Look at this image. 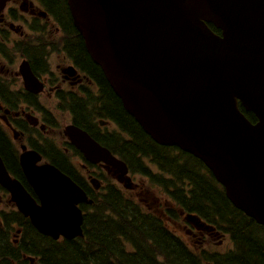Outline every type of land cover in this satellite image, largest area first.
<instances>
[{
	"label": "water",
	"instance_id": "obj_1",
	"mask_svg": "<svg viewBox=\"0 0 264 264\" xmlns=\"http://www.w3.org/2000/svg\"><path fill=\"white\" fill-rule=\"evenodd\" d=\"M66 2L87 52L126 112L155 142L202 161L233 206L264 225V0ZM65 134L88 161L103 162L130 185L126 164L107 148L74 124ZM39 160L35 151L19 158L39 202L1 157L0 185L40 233L82 236L79 204L91 200L54 165H36ZM186 219L205 225L194 214Z\"/></svg>",
	"mask_w": 264,
	"mask_h": 264
},
{
	"label": "trees",
	"instance_id": "obj_2",
	"mask_svg": "<svg viewBox=\"0 0 264 264\" xmlns=\"http://www.w3.org/2000/svg\"><path fill=\"white\" fill-rule=\"evenodd\" d=\"M77 47L84 62L98 72L97 81L105 91L99 114L108 116L130 135L124 150H111L120 155L132 172L147 176L152 190L156 185L170 195H153L154 203L145 202L140 195H118L110 188L106 195H90L93 203L83 207V236L73 240H53L38 233L18 212H3L0 264H29L28 255L35 257L37 264H264V226L230 203L222 186L199 159L176 147L156 144L122 107L99 67L84 54L82 43ZM77 107L78 112L73 110L75 123L88 129L90 117ZM240 109L255 121L253 113ZM114 132L108 139L121 143ZM0 156L7 170L21 180L20 168L1 134ZM146 158L157 165L160 174L150 171L144 162ZM53 163L68 173L66 165L61 166L58 160ZM77 183L86 190L85 184ZM180 210L196 213L222 231L231 247L224 252L211 241L204 248L196 243L188 245L166 226L168 221H180ZM14 222L20 228L16 244L6 238L14 231Z\"/></svg>",
	"mask_w": 264,
	"mask_h": 264
},
{
	"label": "flooded vegetation",
	"instance_id": "obj_3",
	"mask_svg": "<svg viewBox=\"0 0 264 264\" xmlns=\"http://www.w3.org/2000/svg\"><path fill=\"white\" fill-rule=\"evenodd\" d=\"M81 43L84 54L93 62L73 25L66 0H0V134L20 168V181L29 188L19 164L23 150L37 152L41 156L38 163L54 164L58 160L61 166L66 165V174L76 183L85 184L88 195H106L109 188L118 195H137L135 180L131 179L130 188L125 187L112 168L89 162L65 135L67 124L77 125L73 110L78 112L79 105L92 125L84 130L117 158L122 159L111 149L124 150L125 142L130 140L127 131L99 114L105 91L97 81L98 72L79 53L77 45ZM29 72L26 81L24 74ZM105 81L112 90L106 78ZM62 114L69 116L65 123ZM100 121L105 123L101 125ZM115 130L122 144L108 139ZM91 176L97 179L94 183L100 186L98 189L91 186ZM8 195L0 186V232L3 211L9 205L14 210ZM12 226L14 231L6 238L15 243L20 228L15 222ZM183 228L199 241L212 238L210 231L197 230L186 223Z\"/></svg>",
	"mask_w": 264,
	"mask_h": 264
},
{
	"label": "rangeland",
	"instance_id": "obj_4",
	"mask_svg": "<svg viewBox=\"0 0 264 264\" xmlns=\"http://www.w3.org/2000/svg\"><path fill=\"white\" fill-rule=\"evenodd\" d=\"M67 120H69V116L68 115H63L62 114V123H65ZM147 164L152 168V169H155L152 165L149 164V161L146 160ZM130 176L132 177V180L134 181L135 180V183L138 184V182L140 181V176L138 175H131ZM137 191V188L136 190L134 191V193ZM195 239V238H193ZM216 240H219L221 239L219 236L215 237ZM187 242H190V239H186ZM217 243V248L216 249H219V250H222V249H229L231 247V244L228 242V241H224V238L222 239L221 242H216Z\"/></svg>",
	"mask_w": 264,
	"mask_h": 264
}]
</instances>
